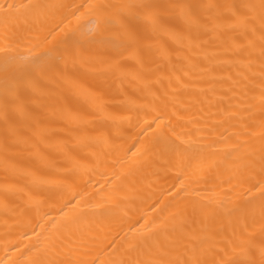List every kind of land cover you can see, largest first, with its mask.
<instances>
[{"label":"bare ground","instance_id":"1","mask_svg":"<svg viewBox=\"0 0 264 264\" xmlns=\"http://www.w3.org/2000/svg\"><path fill=\"white\" fill-rule=\"evenodd\" d=\"M0 264H264V0H0Z\"/></svg>","mask_w":264,"mask_h":264}]
</instances>
